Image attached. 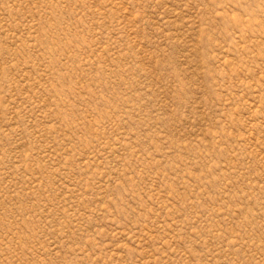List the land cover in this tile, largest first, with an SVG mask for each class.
Segmentation results:
<instances>
[{"label":"rangeland","instance_id":"obj_1","mask_svg":"<svg viewBox=\"0 0 264 264\" xmlns=\"http://www.w3.org/2000/svg\"><path fill=\"white\" fill-rule=\"evenodd\" d=\"M0 264H264V0H0Z\"/></svg>","mask_w":264,"mask_h":264}]
</instances>
